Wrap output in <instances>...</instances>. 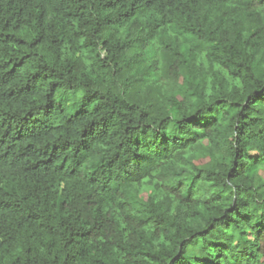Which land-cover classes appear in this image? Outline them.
Here are the masks:
<instances>
[{
  "label": "clouds",
  "instance_id": "9594fccd",
  "mask_svg": "<svg viewBox=\"0 0 264 264\" xmlns=\"http://www.w3.org/2000/svg\"><path fill=\"white\" fill-rule=\"evenodd\" d=\"M78 3L87 7L71 20L65 13L79 11ZM141 3L0 0V41L5 33L25 41L0 43V75L5 50L27 61L0 81V188L9 189L0 200L12 202L0 208V264H132L144 251L153 264H264V0H155L149 10L150 18L167 17L171 4L183 24L189 21L177 10L186 5L193 26L212 10L218 34L195 43L224 66L227 87L220 73L209 81L192 60L178 66L179 59L165 58L158 67L154 46L144 47ZM129 8L136 14L125 22L120 14ZM79 34L92 41L87 73ZM38 35L41 46L33 44ZM61 41L71 44L70 62L53 57L45 67L35 53L58 54ZM12 120L25 124V138L3 137L2 125ZM185 146L206 162L176 170ZM144 175L150 195L132 203L145 210L139 220L147 234L139 220L121 229L97 211L129 201L122 186ZM52 184L57 191L45 195ZM161 233L163 242H146Z\"/></svg>",
  "mask_w": 264,
  "mask_h": 264
},
{
  "label": "trees",
  "instance_id": "16d2710c",
  "mask_svg": "<svg viewBox=\"0 0 264 264\" xmlns=\"http://www.w3.org/2000/svg\"><path fill=\"white\" fill-rule=\"evenodd\" d=\"M225 5L227 6L228 0H224ZM113 0H108V4L105 7H112ZM143 8V13L140 15L139 23L145 25L146 29V36H145V43L144 47L147 49L149 45H153L155 48L154 54L160 57V60L156 61L157 66L159 67L161 63H163L165 58L168 59H179L180 64L178 66H182L183 63L188 62L190 60L194 61L196 65L202 67V69L206 72H209L208 80L211 81L213 78L211 73H220L224 80L225 86H229L227 81L229 79V75L224 72V66L215 60L209 61L207 56L204 55L202 52L199 44L195 43V41L201 40V38L205 35L209 36V39H214L215 36L218 34L217 29L213 27V20L215 19L214 13L212 10H206V14L201 17V21L198 25L193 26L191 23V17H185L184 12L187 9L185 5L184 8L178 9L177 11L180 12V15L184 17L189 23H176L173 19L175 16V12L172 11L171 4L167 5L169 9V15L166 17L163 14H157L155 17H149V10L155 7V0H142V3L139 5ZM87 5L84 3H78L77 8L79 11L77 12H67L65 13L66 16L71 17V20H78L80 15H83V9H85ZM161 7H165L161 5ZM131 15H135L136 13L132 12V9L129 8L128 11L121 13L120 15L123 17V20L126 22L128 19L131 18ZM225 15L224 12L220 13V17ZM158 20V22H157ZM107 22V18H106ZM24 26L20 28L14 29L15 32H20L23 30ZM118 30H125V25L122 23ZM77 35V33H74ZM78 41L80 44V52L82 54L81 63L84 65L85 73L89 71V60L87 59L88 55V48L92 46V41H88L87 44L85 43V37L83 34H79ZM25 41L22 37L14 36L12 33H5L3 36V41L0 43L5 44H12L16 43L18 45L23 44ZM108 41L105 40L103 43H107ZM43 43L42 38L38 35L37 38L33 41V44L37 46H41ZM51 46L56 45V40L50 41ZM67 49V51H66ZM251 51V50H250ZM37 57H43L45 60V67H47L50 63L53 62V57L58 60H64L66 62H70V57L72 55V48L69 41H61L59 43V53L58 54H50L49 52L45 51L42 47H40V51L35 53ZM260 51L257 50L256 57H259ZM3 56L5 59L2 61V66L5 68V71L2 75H0V81L2 82H9L11 79L15 77L16 72L19 71L20 68L24 66L27 62L24 57H17L13 59L10 55L8 50L3 52ZM250 68L255 69L254 66H249ZM261 69H264V65H261ZM69 71H74V69H68ZM36 75V73H33ZM177 76H180V73H177ZM182 79H186V76H181ZM237 79H239L237 77ZM220 85L218 84L217 87ZM207 90H211L210 87ZM255 92H259L260 89H253ZM12 95V91L9 90L8 97ZM6 97V98H8ZM258 117L253 116L252 119H257ZM20 121H25V117H20ZM3 137L6 138L8 136H12L16 140H20L26 137L28 134V129L26 128L25 124H18L16 120H12L10 123L5 122L3 125ZM3 138H0V142H2ZM101 148L104 147L103 144L100 145ZM206 157H202L199 152L193 151L190 146H185L182 157L179 160L173 162V167L176 170L184 171L187 170L189 167L197 164H203L206 162ZM92 160V157H89L85 161H83V165L87 166L89 162ZM151 178L147 175L141 176L139 180L133 179L130 183L123 185V192L125 195L129 197V201H124L123 205L117 204L109 210L107 204L103 207L98 208V212L107 213L108 215L112 216L113 221L119 226V228H125V221H134L139 220L140 214L145 211L144 209L136 208L132 201L134 199H144L149 197L150 192L144 196L142 192L144 189L151 188V184L149 181ZM154 183V181H153ZM179 183V182H178ZM0 184H5V181L0 179ZM61 187L63 185L61 184ZM0 191H3L5 195L9 194V189L5 185L3 188H0ZM48 191H57L56 185L52 184L46 191L45 195H47ZM161 195H163L161 193ZM66 201L61 200L57 197L56 199V206L57 208H63ZM12 202L7 200H0V208L7 210ZM169 210L174 207V202L168 205ZM200 206L197 205V208ZM123 209H126V214L121 216V212ZM151 219V218H149ZM159 219V218H158ZM155 223V221H154ZM139 227L143 228L145 233H148V225L145 221L139 220ZM89 238H91V233H88ZM96 239L99 240L101 243L105 242V237L103 235H96ZM164 241L163 233L158 236H153L148 234L147 243L150 245H157L160 242ZM7 246L5 245V248ZM113 251H124L123 248H117L116 244L111 245ZM134 245H130V248H134ZM126 256L132 257L134 253L132 251L125 252ZM19 259V257H17ZM14 264V262H13ZM132 264H153V255L150 252L144 251L142 255L141 261H137L135 259L132 260Z\"/></svg>",
  "mask_w": 264,
  "mask_h": 264
},
{
  "label": "rangeland",
  "instance_id": "374dc122",
  "mask_svg": "<svg viewBox=\"0 0 264 264\" xmlns=\"http://www.w3.org/2000/svg\"><path fill=\"white\" fill-rule=\"evenodd\" d=\"M149 188H147V189H144V191L142 192V194L144 195V196H146L148 193H149Z\"/></svg>",
  "mask_w": 264,
  "mask_h": 264
}]
</instances>
